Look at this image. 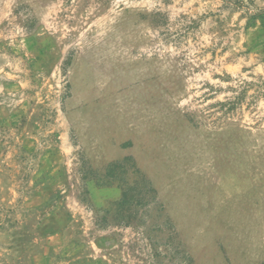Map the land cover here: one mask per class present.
Segmentation results:
<instances>
[{"label":"rangeland","instance_id":"1","mask_svg":"<svg viewBox=\"0 0 264 264\" xmlns=\"http://www.w3.org/2000/svg\"><path fill=\"white\" fill-rule=\"evenodd\" d=\"M0 264H264V0H0Z\"/></svg>","mask_w":264,"mask_h":264},{"label":"trees","instance_id":"2","mask_svg":"<svg viewBox=\"0 0 264 264\" xmlns=\"http://www.w3.org/2000/svg\"><path fill=\"white\" fill-rule=\"evenodd\" d=\"M230 109H231V108H229V110H230ZM227 110H228V109H227ZM122 197H123V198L125 197V194H124V193L122 194Z\"/></svg>","mask_w":264,"mask_h":264}]
</instances>
